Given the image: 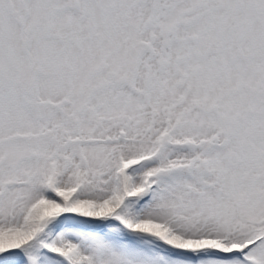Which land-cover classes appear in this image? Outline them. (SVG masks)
<instances>
[{"label": "snow or ice", "instance_id": "1", "mask_svg": "<svg viewBox=\"0 0 264 264\" xmlns=\"http://www.w3.org/2000/svg\"><path fill=\"white\" fill-rule=\"evenodd\" d=\"M0 264H264V0H0Z\"/></svg>", "mask_w": 264, "mask_h": 264}]
</instances>
